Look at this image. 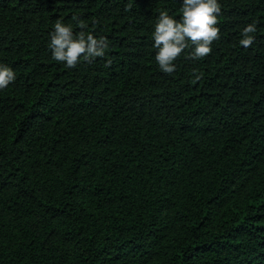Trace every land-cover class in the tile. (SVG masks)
<instances>
[{
  "label": "trees",
  "instance_id": "1",
  "mask_svg": "<svg viewBox=\"0 0 264 264\" xmlns=\"http://www.w3.org/2000/svg\"><path fill=\"white\" fill-rule=\"evenodd\" d=\"M219 3L211 51L165 73L180 0H0V264H264V0ZM57 20L106 55L55 60Z\"/></svg>",
  "mask_w": 264,
  "mask_h": 264
},
{
  "label": "clouds",
  "instance_id": "2",
  "mask_svg": "<svg viewBox=\"0 0 264 264\" xmlns=\"http://www.w3.org/2000/svg\"><path fill=\"white\" fill-rule=\"evenodd\" d=\"M180 4L179 18L170 15L167 10H161L151 33L155 60L165 73L174 72V61L189 46L191 49L188 55L199 59L211 51L212 42L219 38V0H180ZM77 23L81 28L84 27L81 21L77 20ZM255 32V22L246 24L241 30L239 44L251 46L255 37L250 33ZM48 47L55 60L64 62L67 67H74L81 60L104 57L109 44L106 37H97L92 32L85 33L83 30L74 33L70 24L57 20L50 33ZM15 78L13 68L0 63V89L7 87Z\"/></svg>",
  "mask_w": 264,
  "mask_h": 264
}]
</instances>
